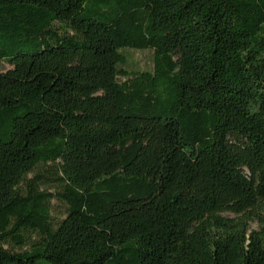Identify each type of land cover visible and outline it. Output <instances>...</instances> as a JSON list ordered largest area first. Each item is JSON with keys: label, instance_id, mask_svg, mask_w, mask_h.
I'll return each mask as SVG.
<instances>
[{"label": "trees", "instance_id": "trees-1", "mask_svg": "<svg viewBox=\"0 0 264 264\" xmlns=\"http://www.w3.org/2000/svg\"><path fill=\"white\" fill-rule=\"evenodd\" d=\"M3 62L0 264H264V0H0Z\"/></svg>", "mask_w": 264, "mask_h": 264}, {"label": "rangeland", "instance_id": "rangeland-1", "mask_svg": "<svg viewBox=\"0 0 264 264\" xmlns=\"http://www.w3.org/2000/svg\"><path fill=\"white\" fill-rule=\"evenodd\" d=\"M125 54L127 55L128 64L125 67L126 69L133 70H150L152 68V58L153 54L150 50H126ZM11 67L7 63H1L0 71L5 72L9 70ZM53 191V190H52ZM56 205H59L56 201H54ZM251 228L256 229V225L252 224Z\"/></svg>", "mask_w": 264, "mask_h": 264}]
</instances>
